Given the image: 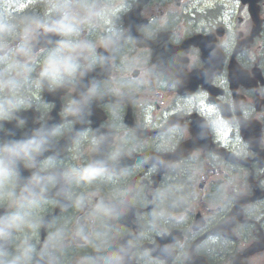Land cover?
<instances>
[{
  "label": "clouds",
  "instance_id": "9594fccd",
  "mask_svg": "<svg viewBox=\"0 0 264 264\" xmlns=\"http://www.w3.org/2000/svg\"><path fill=\"white\" fill-rule=\"evenodd\" d=\"M123 9L114 0H0V264H192L218 253L234 259L264 221V111L234 100L223 75L212 83L225 95L208 111L207 91L175 103L158 95L163 107L155 119L135 129L119 121V104L109 105L111 121L94 123L98 102L131 97L147 83L149 70L130 76L127 63L117 67L115 88L89 76L116 66ZM239 31L247 30L229 28L219 45L225 54ZM153 32L145 28V38ZM165 71L158 90H174L180 69ZM253 91L264 97V76ZM44 93L68 100L57 117L30 123L27 112L55 107L39 102ZM137 205L146 208L142 228H116ZM49 206L58 215L45 217ZM197 209L208 215L196 220ZM41 229L42 244L33 241ZM69 247L90 251L70 262ZM242 264H264V251Z\"/></svg>",
  "mask_w": 264,
  "mask_h": 264
},
{
  "label": "flooded vegetation",
  "instance_id": "af4514ba",
  "mask_svg": "<svg viewBox=\"0 0 264 264\" xmlns=\"http://www.w3.org/2000/svg\"><path fill=\"white\" fill-rule=\"evenodd\" d=\"M114 2L124 4V9L118 13V24L125 33L123 46L116 56V66L97 69L89 76L101 82H108L109 87L115 88L117 86L115 81L121 77L117 70L121 64L133 66L130 76H139L141 68L148 69L149 74L145 77L147 83L133 96L121 100L115 95H108L103 101L98 102V110L93 117L94 123H99L105 117L111 121L113 117L109 105L119 104V121L129 129H135L141 120L155 119L157 112L163 107L157 105L154 99L158 95L165 102L171 100L175 103L207 91L209 97L202 107L208 111L212 104L220 103V96L225 95L223 89L212 83L220 75L226 77L234 100L251 102L258 112L264 111V97L253 91L257 89V81L264 76V68L261 67L264 64V6L258 7L260 0H114ZM237 3L239 7L233 8ZM245 11L248 13L247 16ZM230 27L234 31L241 27L247 31L237 33L236 47L231 55H227L219 45L228 36ZM145 28L154 29L151 38H145ZM98 51L107 55L102 48ZM250 56H255L254 62L249 63ZM170 67L180 69L177 87L174 90H158L157 77L162 72L168 75L165 70ZM205 80L208 83H205ZM67 100L68 96L63 94L44 93L39 102L41 104L54 102V109L50 108L47 112L30 111L26 113V118L31 123L33 118L37 117V123H43L57 117V113ZM139 101L145 102L142 113ZM3 135L5 133L0 132V138ZM247 135H254V132L250 131ZM4 211L6 208L0 206V214ZM145 211L146 208L137 205L135 214L116 225V228L124 232L140 230L144 224L141 213ZM196 211L200 212L199 216L193 213L196 220L208 215L203 209ZM58 213V209L49 206L44 216L52 217ZM240 222L244 221L241 219ZM262 224L264 221L256 224L248 247L236 258H226L225 254L218 253L213 258L197 257L192 264H242L243 260L251 259L260 251H264ZM45 234L46 230H39L33 241H40L42 244ZM230 235L234 241L238 240L235 233L230 232ZM88 251L90 249L69 247L66 255L70 262H74L75 257Z\"/></svg>",
  "mask_w": 264,
  "mask_h": 264
}]
</instances>
